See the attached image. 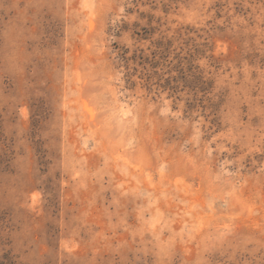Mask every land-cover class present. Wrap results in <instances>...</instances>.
<instances>
[{
	"label": "rangeland",
	"instance_id": "1",
	"mask_svg": "<svg viewBox=\"0 0 264 264\" xmlns=\"http://www.w3.org/2000/svg\"><path fill=\"white\" fill-rule=\"evenodd\" d=\"M0 264H264V0H0Z\"/></svg>",
	"mask_w": 264,
	"mask_h": 264
}]
</instances>
